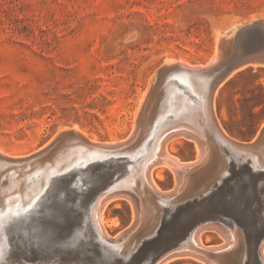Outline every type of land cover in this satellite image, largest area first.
<instances>
[{"label": "rangeland", "instance_id": "obj_1", "mask_svg": "<svg viewBox=\"0 0 264 264\" xmlns=\"http://www.w3.org/2000/svg\"><path fill=\"white\" fill-rule=\"evenodd\" d=\"M255 21L264 22V0H0V149L14 160L27 158L48 147L60 132L78 127L85 139L100 144L130 140L124 147L134 144L128 147L129 152L125 151L132 160L127 163L133 162L131 154L141 149L140 134L147 133L150 127L145 123L155 112L154 101L162 96L159 87L163 83L159 85L161 79L157 81L155 77L158 70L168 59L192 65H207L214 57L220 60L234 33ZM257 70L255 66L252 75L243 77L241 71L234 73L215 96L219 125L238 142L251 140L264 127V117L252 119V102L244 101L256 86H264V71L259 80L253 76ZM139 115L145 123L133 136V123ZM77 135H65V141L57 148L71 144L70 137ZM80 142L91 146L88 141ZM57 148L28 171L33 173L34 185L40 182L48 161L60 155ZM170 148L184 162L197 159L194 141L176 138ZM114 165L95 166L90 172L86 168L76 172L74 178L69 173L58 177L57 182L68 187L77 182L85 188L95 185L88 194L82 193L81 205L88 210L90 197L105 185ZM4 173L0 179L1 202H12L7 211H25L27 204L21 205L17 200L21 192L11 190L6 183L11 175L17 177L20 173L15 169ZM173 174L166 168L163 180L156 179L164 193L176 184ZM81 175L84 182L80 181ZM245 207L239 205L224 212L244 242L248 237L257 262L258 234L253 232ZM186 213L187 208H176L163 230L183 236L190 221ZM104 216L109 223V238H115L132 223L135 213L130 201L114 199ZM203 240L207 246L224 241L212 230L203 233ZM95 250L93 256L98 254ZM105 258L109 256L106 254ZM167 264L203 263L178 258Z\"/></svg>", "mask_w": 264, "mask_h": 264}, {"label": "water", "instance_id": "obj_2", "mask_svg": "<svg viewBox=\"0 0 264 264\" xmlns=\"http://www.w3.org/2000/svg\"><path fill=\"white\" fill-rule=\"evenodd\" d=\"M257 23L258 26H264L262 22ZM243 32V29L236 32L218 62L205 68L187 69L192 78L203 75L208 79L207 97L210 105L216 91L234 73L255 66L264 67L262 33L258 28L252 29L248 37L243 39ZM181 71L178 64L161 67L155 76L157 81L164 80L159 87L160 92H164L169 81L195 97L188 85L176 77ZM185 130L200 146L202 160L180 171V180L171 191L166 194L152 192L156 209L148 217L143 214L139 194L125 190L136 201L134 220L115 238L104 236L91 218V208L98 201H94L88 210L81 205L82 193L88 194L95 185L85 188L77 182L71 187L66 184L59 186L58 177L71 173L70 177L74 178L76 172L86 168H90V172L95 166L109 168L111 164L118 163L117 159L125 160L119 163L126 164L132 161L130 155L113 153L103 159L93 160L86 166L75 165L54 174L50 183L25 211H7L6 207H0V264H162L188 254L203 264H264L259 255L264 240V169H254L251 157L264 153V127L246 142L228 139L223 134L218 139L213 135L206 138L194 130ZM65 135L77 134L74 129L60 132L45 149L27 158L15 159L13 163L30 171L38 160L65 141ZM129 142L119 143L111 151L125 152L133 144L124 147ZM103 146V149H109ZM214 159L218 160L219 166L210 174ZM105 171L107 173L110 169ZM82 175L80 181H83ZM118 177L114 176L112 180ZM119 191L114 190L110 194ZM161 199L166 202L163 203ZM241 204L246 205L247 215L253 222V232L258 234L255 251L258 263L253 260L248 237L244 242L229 214L224 212ZM176 208H187L185 217L190 218L183 236L167 234L163 230L168 216ZM208 226L222 233L223 247L210 248L191 242L190 238L197 230ZM231 230L238 235V244L233 246H230L228 236ZM95 249L98 250L97 256H93ZM106 254L109 259L105 258Z\"/></svg>", "mask_w": 264, "mask_h": 264}, {"label": "bare ground", "instance_id": "obj_3", "mask_svg": "<svg viewBox=\"0 0 264 264\" xmlns=\"http://www.w3.org/2000/svg\"><path fill=\"white\" fill-rule=\"evenodd\" d=\"M257 22L246 24L240 27V29L244 30L242 34L243 39L248 37L252 29H256V28L260 30L262 36L264 37V26L262 25L258 26ZM262 23L264 24V22ZM236 31L237 29L235 30V32ZM220 40L221 39H219V41ZM223 41L224 40H222L221 44L223 43ZM218 61L219 58L217 57H214L211 60V62H209V64L207 65L204 64L192 65L191 63L184 60L177 62L173 59H168L166 61L167 65L176 63L179 66H181L182 71L179 74H177L176 77L185 84H187L188 87L191 89V91L193 92L195 91L198 96L194 97L190 95L188 92L184 91L182 87H179L176 83L168 81L165 85L164 92H162L161 94L162 95L161 99L158 101H154L156 102L154 106L155 112L152 110L154 114L147 119L146 123L143 122L142 115H139L136 118V121H134L135 123H133V128H134V130L132 129L133 136L138 135L139 131L141 130L140 128H142L144 123L150 126V127L147 126L148 127V129H146V131H148L147 133L142 132L140 134L139 141L142 142V144L139 146L137 143L138 140L137 142H135L141 149H137L134 154H131L133 155L132 156L133 162H129L126 164H117V165H114V163L111 164L112 166L114 165L115 167L113 170L114 172L113 171L108 172L107 175L108 179L105 182V185L90 197L89 207L93 204L94 201L96 200L98 201L97 204L91 208L92 221L99 229L101 228L104 236L111 237V235H109V232H107V228H106L109 223L105 219L104 215H105V209L114 199H127L132 203L134 211L136 209V201L133 198L129 197L124 192L125 190H132L139 194L142 202L143 214L145 215V217H148L149 214L156 209V207L153 204L152 192L156 194H166L163 192V190L160 188V186L156 181V179L163 180L165 169L166 168L170 169L175 174V178H176L175 183L177 184L178 180H180V176H179L180 171H183L184 169H186L187 166L194 165L202 160V153L200 146L194 139H192V137L189 134H187L188 132H186L185 129L194 130L206 138H209V135H213L218 139V137H220V134H223L228 139L231 138V137L229 138V136L221 129L219 125L220 123L218 122V118L216 116L215 96L218 90L215 93L214 101L212 105H210L207 97L208 79L205 78V76L203 75H200L198 77L195 76V78L194 77L192 78L191 72L187 70L188 68H205ZM163 82L164 80L161 79L159 81V85L162 84ZM156 83L157 82H155L154 85ZM148 93L147 96L149 97ZM147 96L145 98H148ZM141 104H142L141 108H143L144 106L143 102ZM171 105L173 109L171 108ZM171 112L173 113L170 114ZM74 130H76L78 135L70 137L73 142L71 144L70 143L67 144L66 146H62V147H66L64 150L62 147H60V149L57 148L58 151L56 153H60V155L58 157H55L54 159L51 157L53 160L48 161V168H45L43 173L41 174V178H40L41 180L38 183V185L36 184L34 185L32 182L31 178L33 173L25 171L24 168L21 166H18L16 168L12 167L11 165L13 162H15V160L11 157L6 156V155L10 156V154L0 149V152L5 153V155L0 154V179L2 178V175L5 174L4 172L7 170L15 169L16 171H18L17 174L20 173L19 176L17 177L14 174L11 175L7 179V182L6 181L5 182L9 183L11 190L21 192V196L17 199L21 205L22 204L25 205L27 204V206L30 205L31 204L30 201H33V199L41 193L43 188L50 183L51 178L54 174L67 170L75 165H80V164L86 165L87 163L93 160L103 159L107 155H111L113 153L114 154L123 153L119 150L111 151L112 148H117L116 145H118L121 141H119V143L118 141H113L111 143L106 142V144L100 145L98 141L85 139L86 138L85 134H83L84 136L81 135L82 132L79 131L78 127H76V129ZM176 138H186L188 140L195 142L197 149V159L195 161L191 160L189 162H184L178 156L173 154V150L172 148H170V144H172L176 140ZM76 139L79 141L76 142L75 141ZM81 140L88 141L90 144L93 145V147H89L90 148L89 149L88 146H82L80 142ZM103 145H106V147L108 146L107 148L109 149H103V147H105ZM140 155H142L141 158H139ZM251 157H252V166L254 169H264V153H262L261 156H251ZM81 161H83V163H81ZM218 166H219L218 160L217 159L212 160L209 173L213 174ZM40 167L41 166H39V168ZM36 168L38 169V167ZM154 172H156V175H154ZM117 175H119V177L117 178V180L113 181L112 179L114 178V176ZM2 182L0 181V185ZM24 183H26L27 188L23 187ZM0 190H2L3 192L2 188ZM114 190H120V191L110 194ZM8 194L10 195V193H7V196ZM3 199L5 200V198ZM161 201L163 203L166 202L165 199H161ZM11 203L12 202L10 200H5L2 203L0 198V207H6V209L8 210V208L11 206ZM207 230L218 232L223 237L222 233L218 231L215 227L208 226L197 230L191 236L190 238L191 242L197 245H205L203 240V233H205V231ZM228 236L230 239V246L238 244V238H237L238 235H236L234 231L232 230L229 231ZM224 245L225 243L223 241V243L212 245L210 246V248H221ZM259 255L261 257L262 262L264 263V240L260 246ZM187 258L198 260L193 255H189V254L182 255L179 257V259H187ZM171 260H168L162 264H167Z\"/></svg>", "mask_w": 264, "mask_h": 264}, {"label": "trees", "instance_id": "obj_4", "mask_svg": "<svg viewBox=\"0 0 264 264\" xmlns=\"http://www.w3.org/2000/svg\"><path fill=\"white\" fill-rule=\"evenodd\" d=\"M264 71V67H259L257 70V73L253 75L256 80H259L261 78V72ZM254 72V68H247L243 71H241L239 74L241 77L245 76L246 74L252 75ZM245 102H252L250 115L252 119L254 118H263L264 117V86L262 84H259L254 88L252 91V95L250 98L244 97ZM257 110V111H256Z\"/></svg>", "mask_w": 264, "mask_h": 264}]
</instances>
